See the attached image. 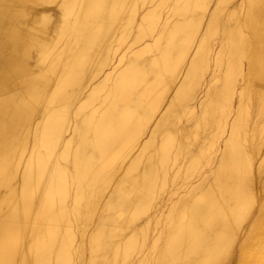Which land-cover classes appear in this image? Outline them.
I'll list each match as a JSON object with an SVG mask.
<instances>
[{"label":"bare ground","instance_id":"1","mask_svg":"<svg viewBox=\"0 0 264 264\" xmlns=\"http://www.w3.org/2000/svg\"><path fill=\"white\" fill-rule=\"evenodd\" d=\"M0 264H264V0H0Z\"/></svg>","mask_w":264,"mask_h":264}]
</instances>
